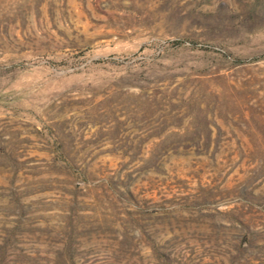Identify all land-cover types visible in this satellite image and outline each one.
I'll list each match as a JSON object with an SVG mask.
<instances>
[{
  "label": "rangeland",
  "instance_id": "374dc122",
  "mask_svg": "<svg viewBox=\"0 0 264 264\" xmlns=\"http://www.w3.org/2000/svg\"><path fill=\"white\" fill-rule=\"evenodd\" d=\"M0 264H264V0H0Z\"/></svg>",
  "mask_w": 264,
  "mask_h": 264
}]
</instances>
